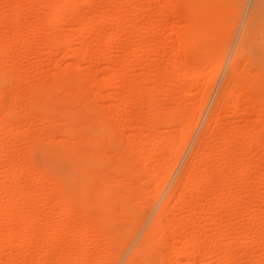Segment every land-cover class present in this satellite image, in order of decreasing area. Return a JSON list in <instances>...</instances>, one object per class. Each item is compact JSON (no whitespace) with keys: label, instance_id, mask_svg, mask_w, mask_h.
<instances>
[{"label":"rangeland","instance_id":"1","mask_svg":"<svg viewBox=\"0 0 264 264\" xmlns=\"http://www.w3.org/2000/svg\"><path fill=\"white\" fill-rule=\"evenodd\" d=\"M0 264H264V0H0Z\"/></svg>","mask_w":264,"mask_h":264},{"label":"bare ground","instance_id":"2","mask_svg":"<svg viewBox=\"0 0 264 264\" xmlns=\"http://www.w3.org/2000/svg\"><path fill=\"white\" fill-rule=\"evenodd\" d=\"M210 3H212V2H210ZM208 5H209L208 7H211L210 4H208ZM214 7H215V9H216L217 7L219 8V6H213L212 8H214ZM212 8H211V9H208V11H206L207 9L204 10V11L206 12V14H208L209 17H210V18H209L208 15H206V16L204 15V16H205V19L207 20V19L209 18L208 20H211V21H208V20H207L206 23H207V24H210V25H211V23H212L211 26H210V25H207V27L211 30V32H209L210 30H208V32L210 33V34H209L210 36H212L211 34H213L214 32H216V29H214L215 27H216V28H217V27H218V28L220 27V26H219V25H220L219 22H221L220 19L223 18V17H222L223 14H221V12H220L219 9H216L217 11H215V13H214V10H215V9H212ZM211 10H213V13H214V14L212 13ZM218 11H219V13H218ZM221 11L223 12V10H221ZM205 12H204V13H205ZM209 13H211L212 15L210 16ZM223 13H224V12H223ZM215 14H216V15H215ZM220 14H221V15H220ZM217 15H220L221 17H220V16H217ZM214 16H215V19H213ZM211 17H212V18H211ZM216 17H217V18H216ZM219 17H220V19H219ZM205 19H204V20H205ZM216 19H218V20H216ZM212 20H214L215 22L212 21ZM218 21H219V22H218ZM213 22H214V23H213ZM216 22H217V25H218V26H216V25L213 26V24H216ZM198 25H199V24L196 25V28L199 30V29H200V28H199L200 26L198 27ZM200 25H201L202 27H204L203 23L200 24ZM202 27H201V28H202ZM211 27H214V28H211ZM218 28H217V31H218ZM212 30H213V31H212ZM195 31H197V30H195ZM198 32H199V31H198ZM214 34L216 35V33H214ZM215 35H213V36H215ZM234 69H235V66H234V64H233V66L230 68V75H232V73L234 72ZM159 218H160V214H159V215L157 216V218L155 219V221H154V223H153V226H152L150 229H148L146 235H145L144 238H143V241L147 239V237L149 236V233H150V232L153 233V231H155V230L158 228L157 220H158ZM10 223H11V222H10ZM11 226H12V225H11ZM11 226H10V227H11ZM118 227H119V226H118ZM12 228H13V227H12ZM23 228H24V227H23ZM26 228H27V226H26ZM28 228H29V227H28ZM8 230H9V227H8ZM27 230H29V229H27ZM27 230H26V231H27ZM150 235H151V234H150ZM148 238H149V237H148ZM143 241H142L141 244L137 247V250L134 252L133 256H136V255L138 256L137 253H138V251H140V248L142 247Z\"/></svg>","mask_w":264,"mask_h":264}]
</instances>
